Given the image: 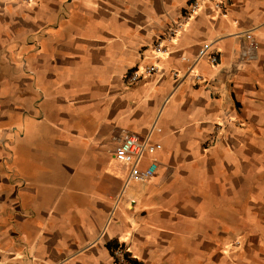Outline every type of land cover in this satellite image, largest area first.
Returning a JSON list of instances; mask_svg holds the SVG:
<instances>
[{
  "label": "crops",
  "instance_id": "1",
  "mask_svg": "<svg viewBox=\"0 0 264 264\" xmlns=\"http://www.w3.org/2000/svg\"><path fill=\"white\" fill-rule=\"evenodd\" d=\"M190 1L0 0V264H264V0H205L156 54ZM129 133L149 181L100 156Z\"/></svg>",
  "mask_w": 264,
  "mask_h": 264
},
{
  "label": "built area",
  "instance_id": "2",
  "mask_svg": "<svg viewBox=\"0 0 264 264\" xmlns=\"http://www.w3.org/2000/svg\"><path fill=\"white\" fill-rule=\"evenodd\" d=\"M205 0H192L190 1L185 9L182 11L181 16L171 22L170 26L166 29L165 33L156 40L153 45V50L156 54H162L167 52L166 42H171L179 31L184 27V25L193 18L201 8L202 2ZM215 6L222 9L221 4L218 2ZM210 44L205 43L197 52V58H202L207 51H209ZM258 46L257 39L253 34L248 36V44L243 46L241 49V55L244 58H252L257 55ZM185 58H183L184 60ZM209 60L212 63L217 61V53L215 51H210ZM159 71V67L156 65H145L140 68L132 70L127 76V83L130 86L136 85L140 82L144 75L154 74ZM176 75L175 72H172ZM196 78H201L196 75ZM160 148V144H151L147 140L140 139L136 134L129 133L125 135L115 146L113 150V158L123 164L128 166V180L142 181L146 182L151 180L157 170V164L154 161L149 162L146 166L142 167L140 165L141 160L145 153L153 152ZM113 257L112 264H132L127 258L126 249L122 245H117L111 252Z\"/></svg>",
  "mask_w": 264,
  "mask_h": 264
},
{
  "label": "rangeland",
  "instance_id": "3",
  "mask_svg": "<svg viewBox=\"0 0 264 264\" xmlns=\"http://www.w3.org/2000/svg\"><path fill=\"white\" fill-rule=\"evenodd\" d=\"M107 144H111V143H109L108 141H107ZM113 146V145H112ZM111 145H109L108 147H103L102 148V151H101V153H100V156L101 157H104V159L107 161V160H109V159H113V153H112V148L114 147H111Z\"/></svg>",
  "mask_w": 264,
  "mask_h": 264
},
{
  "label": "trees",
  "instance_id": "4",
  "mask_svg": "<svg viewBox=\"0 0 264 264\" xmlns=\"http://www.w3.org/2000/svg\"><path fill=\"white\" fill-rule=\"evenodd\" d=\"M118 244H116L115 246H113V244L109 245V250L110 252H112V250L117 246ZM127 258L129 259L130 263L132 264H137L135 261H133L132 259H130L128 256Z\"/></svg>",
  "mask_w": 264,
  "mask_h": 264
}]
</instances>
